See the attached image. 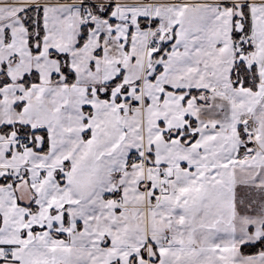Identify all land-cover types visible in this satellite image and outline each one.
<instances>
[{"label": "snow or ice", "instance_id": "6c2138e0", "mask_svg": "<svg viewBox=\"0 0 264 264\" xmlns=\"http://www.w3.org/2000/svg\"><path fill=\"white\" fill-rule=\"evenodd\" d=\"M0 264H264V0H0Z\"/></svg>", "mask_w": 264, "mask_h": 264}]
</instances>
